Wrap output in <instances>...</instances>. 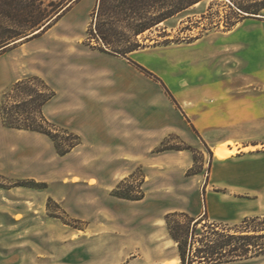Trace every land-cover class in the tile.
Here are the masks:
<instances>
[{
    "label": "rangeland",
    "instance_id": "374dc122",
    "mask_svg": "<svg viewBox=\"0 0 264 264\" xmlns=\"http://www.w3.org/2000/svg\"><path fill=\"white\" fill-rule=\"evenodd\" d=\"M96 1L79 0L0 53V95L40 76L55 91L44 116L62 139L64 129L80 138L61 155L48 135L0 119V264H158L178 252L165 208L196 201L209 220L212 147L231 139L264 151V10L238 20L229 0H202L137 36L127 56L174 102L152 75L101 50L90 31ZM84 106L99 116L97 132L64 118ZM130 132L114 149L116 134ZM12 135L23 139L18 159L7 155ZM233 156L231 166H264L252 160L263 156ZM118 185L143 197H119ZM242 220L220 224L234 232ZM223 264H264V255Z\"/></svg>",
    "mask_w": 264,
    "mask_h": 264
},
{
    "label": "trees",
    "instance_id": "16d2710c",
    "mask_svg": "<svg viewBox=\"0 0 264 264\" xmlns=\"http://www.w3.org/2000/svg\"><path fill=\"white\" fill-rule=\"evenodd\" d=\"M78 1L0 0V53L12 42L16 43V40L35 32V29L42 26L46 29L52 19H56L64 10H69ZM200 1L202 0H97L93 28L90 31L100 41L101 50L128 59L161 82L166 89L160 78L132 61L127 54L139 48L138 35ZM227 4L231 10H235L238 20L244 16L260 14L264 10V0H229ZM166 91L175 102L167 89ZM54 95L55 91L43 78L27 75L14 81L0 95V116L6 127L48 135L57 152L63 155L76 146L80 138L64 129L67 138L62 139L57 129L44 116L43 106ZM193 129L195 130L194 127ZM126 179L119 184L128 181ZM114 194L127 199L143 197L122 192L119 185ZM180 216L185 217V220H179ZM164 219L171 238L177 243L181 264H223L264 255V215L245 217L241 221L244 226L234 232L220 223L210 222L203 217H191L184 212H169Z\"/></svg>",
    "mask_w": 264,
    "mask_h": 264
},
{
    "label": "crops",
    "instance_id": "0c3cea01",
    "mask_svg": "<svg viewBox=\"0 0 264 264\" xmlns=\"http://www.w3.org/2000/svg\"><path fill=\"white\" fill-rule=\"evenodd\" d=\"M17 80V79H16ZM54 98V96H53ZM51 98L44 106L43 109L49 105ZM92 110L86 108H75L73 110H66L64 113V118L68 120L71 124V128L77 132H97L100 129L101 125L99 124V116L92 115ZM92 113V114H91ZM1 119V116H0ZM95 122V123H94ZM94 124V125H93ZM91 126L95 127L97 130H94ZM27 131L24 129H18ZM32 132V131H31ZM36 132V131H35ZM87 134V133H86ZM128 135V136H127ZM132 134H116L115 142L113 143L114 149L118 145L124 144L131 140ZM10 139V146H14L12 151L9 149L7 155L9 157L13 156L18 159L20 155L19 147L22 144V138L18 135H12ZM128 140V141H127ZM142 140V139H141ZM143 141V140H142ZM226 142H235L238 145V151L242 155L252 154V156L264 157V151L261 150H247L243 151L242 147H246L251 144H238L234 140H227ZM224 142V143H226ZM80 144V143H79ZM78 144V145H79ZM129 144V143H126ZM223 143L217 144L221 145ZM215 145V146H217ZM258 145V144H253ZM122 146V145H120ZM214 146V147H215ZM212 147V148H214ZM231 147V146H229ZM255 151V154L252 153ZM236 152V153H237ZM234 155V154H233ZM230 156L226 159H218L215 156V166L213 171V176L211 177V182L209 188L206 189L205 193V208L208 215L209 221H214L216 223H236L245 217L264 215V166L262 163L259 166H231L229 163L235 162V156ZM237 157V155H236ZM253 161H261L264 163V158H255ZM221 187L224 191H216L214 188ZM186 211L191 215H197L200 217V207L196 206V201L190 205L177 204L174 207H167L164 209V212L170 211ZM165 237H169L171 240L168 230L166 228ZM175 243V242H174ZM176 244V243H175ZM167 256L161 260L156 261L158 264H165L170 262V264L180 263V257L178 252H175V249L168 251Z\"/></svg>",
    "mask_w": 264,
    "mask_h": 264
},
{
    "label": "bare ground",
    "instance_id": "6f19581e",
    "mask_svg": "<svg viewBox=\"0 0 264 264\" xmlns=\"http://www.w3.org/2000/svg\"><path fill=\"white\" fill-rule=\"evenodd\" d=\"M231 146V147H229ZM258 148L254 145H248L246 147H242L243 151L254 150ZM238 151V145L232 142H226L221 145H217L213 148V153L218 159H226L235 154Z\"/></svg>",
    "mask_w": 264,
    "mask_h": 264
},
{
    "label": "water",
    "instance_id": "95a60500",
    "mask_svg": "<svg viewBox=\"0 0 264 264\" xmlns=\"http://www.w3.org/2000/svg\"><path fill=\"white\" fill-rule=\"evenodd\" d=\"M259 17V16H258ZM21 40V39H20Z\"/></svg>",
    "mask_w": 264,
    "mask_h": 264
}]
</instances>
